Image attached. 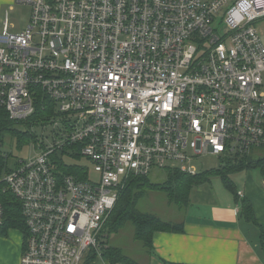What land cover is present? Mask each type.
<instances>
[{
	"label": "built area",
	"instance_id": "built-area-1",
	"mask_svg": "<svg viewBox=\"0 0 264 264\" xmlns=\"http://www.w3.org/2000/svg\"><path fill=\"white\" fill-rule=\"evenodd\" d=\"M14 1L31 13L19 32L4 22L0 110L24 121L43 94L61 117L58 139L0 179V227L6 195L25 222L21 264L100 256L130 177L196 175L197 157L264 147V0ZM59 151L89 160L99 181L64 172Z\"/></svg>",
	"mask_w": 264,
	"mask_h": 264
},
{
	"label": "trees",
	"instance_id": "trees-1",
	"mask_svg": "<svg viewBox=\"0 0 264 264\" xmlns=\"http://www.w3.org/2000/svg\"><path fill=\"white\" fill-rule=\"evenodd\" d=\"M55 112L56 104L52 99L43 94H38L35 102V112L24 121H12L9 119L6 111L0 110V179L4 173L12 170V168L8 167V158L1 151L4 140L10 136L16 137L20 146L30 138L35 141L36 136L30 132L33 126H37L41 122H49V119L55 115ZM23 125L28 127L27 131L22 130L21 127ZM258 151L262 153L255 159L252 155L255 154V150L246 155L237 154L225 157L226 164L213 173L220 177L225 188L233 195L235 201L240 204V215L242 218L246 222L255 225H259V223L251 202L244 196L239 195L240 191L237 190L230 176L242 170L258 169L264 178V147L258 149ZM75 156L79 157L77 154ZM60 167L64 172L76 173L78 178L81 177L80 171L83 167L65 166L63 164ZM162 172L164 178L159 181L151 180L150 176L130 177L131 179L125 190L119 191L117 203L109 217L108 233H116L127 223H132L135 240L141 242L148 250H152V236L155 232L180 233L183 231V224L169 223L153 214L143 213L138 210L137 204L147 191H162L167 195L171 203L181 208H188L191 204L192 191L205 181L204 174L191 175L179 169H167ZM1 200L6 210V218L4 224L0 227V235H5L11 228L19 229L23 232L26 245L27 232L24 219L21 215L19 201L9 195L3 196ZM104 239L102 238L103 241ZM105 244L106 241H104ZM103 257L110 264H138L124 255L120 248L111 245L103 249Z\"/></svg>",
	"mask_w": 264,
	"mask_h": 264
},
{
	"label": "crops",
	"instance_id": "crops-1",
	"mask_svg": "<svg viewBox=\"0 0 264 264\" xmlns=\"http://www.w3.org/2000/svg\"><path fill=\"white\" fill-rule=\"evenodd\" d=\"M11 1L0 0V3L6 5ZM253 190L255 197L239 191L251 202L259 225L242 218L240 204L234 197L220 199L205 189H194L191 204L185 208L186 216L179 222L166 221L183 224L182 232H155L153 248H145L142 260L123 253L138 264H264V178L262 186H252ZM108 234L107 240L104 239L106 247L110 245L111 234ZM7 235L8 231L0 235V264H21L25 241L22 245L14 244L5 240ZM82 264L110 263L104 259L103 252L100 256L91 252Z\"/></svg>",
	"mask_w": 264,
	"mask_h": 264
},
{
	"label": "rangeland",
	"instance_id": "rangeland-1",
	"mask_svg": "<svg viewBox=\"0 0 264 264\" xmlns=\"http://www.w3.org/2000/svg\"><path fill=\"white\" fill-rule=\"evenodd\" d=\"M0 3V35L4 30V22L7 19L9 24V30L13 33L23 30L30 18L31 9L25 5H18L12 0L6 5ZM259 29L264 32V25L259 26ZM264 78V75H263ZM57 112V111H56ZM58 114V113H57ZM60 120V116H53L49 119V122H41L37 126H33L30 131L36 136L34 141L30 138L27 142L19 145L18 139L16 137H8L4 140V144L1 147V151L4 156L8 158V167L14 169L18 166L19 161L27 160L31 155L40 151L37 147L35 150V145L43 142L45 145L49 146L54 140H57L59 135L58 130L53 127V119ZM63 126V125H62ZM23 131H27L28 127L23 125ZM261 151L255 150L254 159L261 155ZM56 159L63 162L66 166H80L87 169L88 179L93 182L99 181V176L94 170V165L84 157L75 156L74 151H70L64 154L59 151L56 154ZM191 164L196 167L197 173L204 174L205 181L195 189H205L209 191L213 197H225L226 199H233V195L225 188L219 176L214 175V171L220 169L226 164L225 158H220L215 155H203L197 157L191 161ZM231 179L236 186L237 190L245 192L246 195L250 197H255L256 191H251L252 186L258 187L262 186L263 177L258 169L252 170H242L237 173L232 174ZM164 174L160 170H155L151 175V180H163ZM128 178L123 186L120 188V192L125 190L129 180ZM120 200V199H119ZM192 207V205H191ZM137 208L145 213H152L165 221L179 222L186 216V209L181 208L174 203H170L167 195L162 191H147L145 195L139 200ZM111 212L106 216L103 228L102 236H105V232L108 231L107 226L109 224V217ZM105 230V232H104ZM108 234V233H107ZM106 234V235H107ZM109 236V234H108ZM5 240L14 244H23L24 235L21 230H15L11 228L8 230V235ZM108 243L111 246L119 247L127 255H132L143 259L145 257L143 244L134 237V226L132 223H127L118 232L110 235Z\"/></svg>",
	"mask_w": 264,
	"mask_h": 264
}]
</instances>
